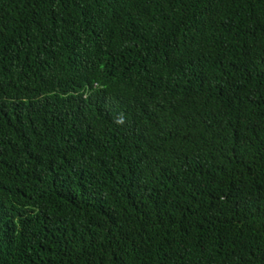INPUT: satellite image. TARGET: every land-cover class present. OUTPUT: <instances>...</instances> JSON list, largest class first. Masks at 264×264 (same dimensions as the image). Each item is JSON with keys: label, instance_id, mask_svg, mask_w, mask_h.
I'll list each match as a JSON object with an SVG mask.
<instances>
[{"label": "trees", "instance_id": "obj_1", "mask_svg": "<svg viewBox=\"0 0 264 264\" xmlns=\"http://www.w3.org/2000/svg\"><path fill=\"white\" fill-rule=\"evenodd\" d=\"M0 264H264V0H0Z\"/></svg>", "mask_w": 264, "mask_h": 264}]
</instances>
